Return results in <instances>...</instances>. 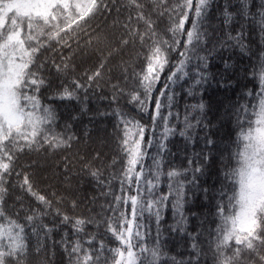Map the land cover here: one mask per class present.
<instances>
[{"label": "snow or ice", "instance_id": "1", "mask_svg": "<svg viewBox=\"0 0 264 264\" xmlns=\"http://www.w3.org/2000/svg\"><path fill=\"white\" fill-rule=\"evenodd\" d=\"M213 0H0V264H27L32 252L31 240L36 239L37 255L56 230L55 217L61 225L72 226L75 239L67 233L60 241L69 257V264H183L169 257L161 239L160 221L170 203L174 219L172 231L183 232L187 224L184 204L190 187H198L203 166L193 159L188 168L164 169L168 140L177 133L192 140V130L202 123L205 105H194L200 115L186 111L183 127L173 125L175 86L189 84L193 95L209 82L210 59L229 48L239 47L247 53L244 43L246 29L254 28L264 41V0H237L226 4L220 36L211 41L206 21ZM116 18L112 27L120 31L119 40L109 46L100 33L93 37L88 29L98 15L107 13ZM165 18H167L165 22ZM239 23L237 29L234 25ZM163 24V28L161 25ZM88 35L84 43L101 52V60L82 77L73 75V57L81 47L80 34ZM215 35V33H213ZM95 42V43H94ZM73 43L76 49H73ZM212 43L209 48L208 44ZM100 45L109 48L103 55ZM137 48L138 64L123 62L125 84L114 83L112 99L116 118L119 173L112 179L120 184L119 194L113 193L104 218L70 216L57 205L63 197H51L37 187L33 165L20 161L23 156L43 150L56 152L72 146V135L58 131L57 113L47 101L80 102L90 89L99 88L108 61L129 47ZM70 50L65 55V50ZM172 53H176L175 63ZM51 65V69L49 68ZM231 65L224 61L220 84ZM59 79V86L54 85ZM251 78L256 86L247 91L249 98L235 108L237 124L236 149L231 164L224 172L227 186L221 189L215 208L216 227L209 231V250L214 264H264V51L253 65ZM132 87H127V81ZM111 83V81H108ZM48 92L47 101L45 92ZM119 97H126L138 113L147 116L150 124L119 108ZM83 110V109H82ZM195 121V123H193ZM210 123V122H209ZM208 125L205 124V127ZM159 132V135L157 133ZM209 147L211 138L205 139ZM156 148V155L150 156ZM200 155V154H198ZM208 160L207 154H202ZM95 153L93 160L100 159ZM151 159V165L146 161ZM65 165V173L68 172ZM85 172L98 183L103 173L90 161ZM189 171L191 177H189ZM109 186L112 180L104 181ZM167 183V191L162 185ZM11 188H19V207L8 205ZM207 189H204L207 194ZM30 198L25 204V199ZM34 201V203H33ZM73 209L78 202L73 200ZM110 213V215H109ZM53 216V224L45 217ZM155 220L156 236L152 238L149 220ZM88 225L105 235L87 231ZM115 240L110 246L107 237ZM192 251L198 264V237H192ZM188 264H193L190 260Z\"/></svg>", "mask_w": 264, "mask_h": 264}, {"label": "trees", "instance_id": "2", "mask_svg": "<svg viewBox=\"0 0 264 264\" xmlns=\"http://www.w3.org/2000/svg\"><path fill=\"white\" fill-rule=\"evenodd\" d=\"M236 2L237 0H213L206 21V28L211 41L214 42L220 36V30L223 28L222 12L225 5L235 6ZM116 15L115 10L111 16L107 13L98 15L95 20L91 21L88 32L93 37L100 33L109 46L115 45L120 36V31L112 27ZM166 20L167 18H165V22ZM234 26L238 29L239 23ZM161 28H163V24ZM245 31L244 43L248 46L247 53H242L239 47H233L216 54L214 58L210 59L209 72L211 78L207 84L203 85L202 89L195 91L193 95H189L187 93L189 84L181 82L175 86L177 95L172 112L173 117L178 113L180 119L179 121L172 119L173 125L182 128L186 111L193 115H200L198 109L193 110V106L200 103L205 105L202 123L192 130L193 139L186 140L177 133L168 140V150L164 154L165 171L173 167L181 170L186 169L189 159L198 161L204 168L203 174L199 175L198 187H190L188 190L189 199L183 208L187 220V224L184 226L185 231H172V226L179 219V216L177 215L174 219V212L170 203L163 210V219L160 221L161 239L164 242L167 255L175 257L176 261H182L183 264H188L190 260L196 264L192 251V237H198V245L202 249L199 253L198 264H214L213 253L208 247L209 231L216 227L215 208L220 200L221 189L227 186V182L224 180V172L232 163L230 155L236 149L235 140L238 128L235 108L249 99L245 93L256 86V80L251 78V72L253 65L258 62L261 52L264 51V41L260 39V34L252 27ZM88 38V35L80 34L81 47L77 49L72 60L73 75L77 77H82L86 71L94 70L102 58L100 51L95 47L89 49L84 43ZM72 47L76 49V44L73 43ZM208 47L211 48L212 43H209ZM100 48L103 49V55L106 56L109 48L105 45H100ZM138 50V47L134 49L130 46L122 53L113 56L104 69V78L100 87L90 89L86 97L81 92L80 102L47 101L48 92L46 91L44 94L45 100L56 110L58 131L64 132L66 129L68 135L78 139L73 140L70 148L56 152L33 151L23 156L20 163L27 162L33 165L31 171L36 178L37 187L50 197L53 192L56 193L57 197H63L62 203L57 207L70 216L104 218L113 201V193L119 194V181L112 179L114 175L119 173L121 166L119 162L113 163L114 160L119 161V153L117 150L116 118L111 114L117 108V104L112 99L111 85L114 83L125 84L122 63H129L128 73L130 75L132 65L139 63L135 56ZM69 54H71L70 50L66 49L65 55ZM176 59V53H172L173 63ZM224 61H227L231 68L224 77L227 83L221 86L220 79ZM49 68L51 69L50 64ZM52 73L54 85L59 86L61 81L55 79L54 69H52ZM127 87H132L131 80L127 81ZM118 100L121 110L137 116L138 119L140 116H144L143 113H138L128 103L126 97H119ZM143 122L150 124L147 116H144ZM205 124L208 126L205 127ZM207 138L214 141L213 146L209 147L205 144ZM97 152L101 154V157L93 160V156ZM202 154H207L209 159L204 160ZM155 155L156 148L153 147L150 156ZM86 161H90L94 167L99 168L103 173L100 183L85 172L84 163ZM146 163L151 165V159H148ZM66 164L69 169L67 173H65ZM189 177H191L190 171ZM109 179L112 180L110 186L104 182ZM162 188L167 191V183H164ZM204 189L208 190L207 194H205ZM17 195H22L20 189L10 186L7 201L10 208L13 205L19 207V203L16 201ZM28 200L30 198L25 199V204L28 203ZM73 200L78 202V207L75 209L71 206ZM59 219V217H55L56 230L51 233L46 246L39 255L35 252L36 239L35 237L32 238V252L27 264H69V257L60 241L64 238L65 233L73 240L75 236L72 226L69 224L61 225ZM45 222L51 226L53 216L45 217ZM148 224L152 230L151 236L155 238V220H149ZM87 231H98V235H105L104 228L100 227L97 230L95 225H88ZM107 239L110 246H115L114 239L110 236ZM169 264H172L171 260H169Z\"/></svg>", "mask_w": 264, "mask_h": 264}]
</instances>
